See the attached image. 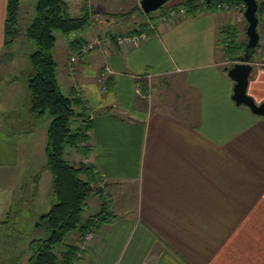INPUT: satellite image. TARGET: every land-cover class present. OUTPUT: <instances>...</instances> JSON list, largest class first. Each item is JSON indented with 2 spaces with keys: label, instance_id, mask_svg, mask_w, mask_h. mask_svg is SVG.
<instances>
[{
  "label": "crops",
  "instance_id": "obj_1",
  "mask_svg": "<svg viewBox=\"0 0 264 264\" xmlns=\"http://www.w3.org/2000/svg\"><path fill=\"white\" fill-rule=\"evenodd\" d=\"M5 1L0 0L1 75L26 60L7 55L3 46ZM183 1L146 17L137 12L139 1L122 11L111 0H65L70 16L86 6L90 22L57 41L55 77L62 94L85 106L90 121L85 160L101 178L112 214L71 264H264V120L230 99L225 43L218 40L222 28L233 32L224 5L205 10L192 5L183 17L160 20ZM130 11L137 13L126 21L106 16ZM142 24L147 37L137 45L112 44L67 61L94 38L124 35ZM258 41L246 86L255 104L264 102V25ZM104 68L110 73L101 91L96 77ZM36 133H22V158L20 141L0 129V199L12 205L27 201L38 218L45 170L42 164L37 172L39 163L33 162L38 151L29 140ZM13 172L32 174L31 180L13 178ZM5 211L1 227L18 233L11 227V208ZM16 248L0 242V264H27L28 241L21 251Z\"/></svg>",
  "mask_w": 264,
  "mask_h": 264
},
{
  "label": "trees",
  "instance_id": "obj_2",
  "mask_svg": "<svg viewBox=\"0 0 264 264\" xmlns=\"http://www.w3.org/2000/svg\"><path fill=\"white\" fill-rule=\"evenodd\" d=\"M192 5L196 9L205 10L219 5L242 6V2L210 0L206 4L205 0H185L177 7L188 9ZM256 5L257 23L261 22L264 25V0ZM18 7L19 0L5 1L3 46L6 48L13 44L20 33ZM87 10L85 6L79 15L70 16L65 0H35L34 16L21 33L31 47L27 54L31 68V74L26 78L28 112L36 119L43 115L50 118L45 130L44 156L45 169L50 174L51 194L54 198V203L45 213L39 215L37 222L34 223V232L41 233L43 238L45 233L46 237L32 240L27 264H71L76 259V247L80 239L87 232L94 233L105 220L112 217L108 212L107 199L102 194L101 178L89 164L83 162L90 151L87 144L90 121L85 115V106L78 97L61 93L55 77L56 64L52 57V49L57 43L54 32L67 36L81 31L90 22ZM137 12L144 15L139 8ZM137 12L106 16L109 19L126 21ZM144 16H149V13ZM144 29L145 26L142 24L126 34H138ZM219 33L221 35L218 39L219 44L227 41L222 50L223 57L231 61L232 65L238 61V53L243 52L244 45L237 46L234 42V32L227 28H222ZM71 43L74 45L73 41ZM227 70L228 68L224 71ZM65 149H71L82 159L75 165L69 163L63 158ZM90 195L96 199L97 209L83 217V207ZM70 233L75 234V240L64 242Z\"/></svg>",
  "mask_w": 264,
  "mask_h": 264
},
{
  "label": "rangeland",
  "instance_id": "obj_3",
  "mask_svg": "<svg viewBox=\"0 0 264 264\" xmlns=\"http://www.w3.org/2000/svg\"><path fill=\"white\" fill-rule=\"evenodd\" d=\"M138 1L139 0H111V2L115 4L113 8L117 6V9L119 8L122 11H127L131 3H133V8H135ZM174 1L175 0H170L166 2L162 7H160L156 11L149 13L148 17L159 14L160 12H162L165 6H167L168 4ZM260 2L261 0H255V3H260ZM33 7H34V0H20V9H19L20 18L18 19V27H19L20 33L18 37L14 40L13 44L8 48V51H6V54L9 56H15V55L24 56L26 60L25 59L21 60L23 61V63H20L18 65V68L12 71L13 73H8L6 75L0 74V129L8 133H13L12 134L13 137L16 140L20 141L19 148H20V154L22 158L24 157L23 150L26 149V145L22 144V141H24V138H25L22 135V133L27 132L29 129L37 130V133L35 134V137H34L35 139L29 140V143H31L34 149L38 151V154H35L34 156L33 162L39 163L38 167L43 164V168L45 170V181L43 178L42 183H40L41 185L40 190L38 189L39 195L42 196V198H44L45 196V200L41 201L42 198L40 200V204L43 203L42 204L43 208L38 210L39 211L38 215H40L42 213H45L47 209L50 207V205L54 203V198L51 194L50 174L45 169V156L44 154H41V151H40L41 147L45 148V144H46L45 143L46 137H45V134L42 135V129L46 130L49 124L50 118L47 115H43L36 119L32 114L28 112L29 105H28V92L26 88V78H27L26 76L29 74L28 70H31V68L27 61V54L29 53L31 47L29 45L30 43L22 37L21 33L34 16ZM223 8L225 9V11L227 10L226 17L228 21L227 19H225L226 22L228 23L230 22L232 25L231 28L233 29V32H234L233 34L235 36L234 42L237 46L240 47L244 45L246 42V36H245L246 23L242 16L244 6L243 4L242 6H239V5L225 6L224 5ZM140 15L144 16L145 14L144 15L140 14ZM261 29H263L262 23L261 22L257 23L256 32L258 35L259 33H261ZM54 36L56 37L57 41L65 37V35H62L59 32H54ZM260 45L261 43L258 41V45L254 49V53L259 50ZM224 46L223 45L221 46L222 50L224 49ZM241 54H242V51L238 53V58L240 57ZM70 57L71 55H69V58ZM53 60L56 63L55 58H53ZM227 61H228L227 63H225L224 61V64H223L226 67L225 69L229 68V66H231V63H232L229 60ZM237 62L238 61H236V63ZM30 74H31V71H30ZM60 91L63 92L62 87L60 88ZM41 140H43L42 144H41ZM89 154L90 153H88V155ZM63 158L67 159L68 162L73 165H75L79 161V159H82L81 156L75 155L71 149H65ZM85 159L83 160V162L88 164L85 161ZM39 171H40V167L37 172ZM14 173L15 172H13V174ZM31 175L32 174H28V173L21 175L20 172H17L14 174L13 178L22 177L23 182H26V181L29 182L31 180ZM37 175H40V174H35L34 176H37ZM40 176L43 177V174H41ZM98 184L99 182L97 183V185ZM21 193H23V191H21ZM26 194H27V191H26ZM4 195L6 194L4 193ZM92 197H93L92 195L88 197L86 201V205L83 207V211H82L83 217L88 216L89 214H92L93 212H95L94 207L97 205V201L95 198H92ZM0 203H3L2 206L0 207V220L2 219L1 221L5 222L4 221V216L6 212L5 210H9L7 212H10V208H11V211L13 212V216L15 217V220L13 224L11 225V227H13L16 231H19L18 233H11L10 231L2 228L0 225V242H5L7 245H10L11 243L12 246L14 245L17 247L16 250L19 252L21 250H18V248L21 246L24 247L27 241L30 246V243L32 242V240L44 239L46 237L45 233H44V238H43L41 233L34 232L35 230L33 226H34V223L37 222V217L33 216V213L36 214L35 212L36 209L33 207L31 203L29 204V202L27 201H19L15 204V201H13V204L15 205H12V203H10V200L4 196L3 198L0 199ZM6 205H12V206L9 208V207H6ZM39 208H41V206H39ZM1 211H3V213ZM3 226L6 227L8 225L4 223ZM73 237H75V234H71V233L68 234L66 238L64 239V242L72 241ZM92 239L94 240L95 238H92ZM29 255H30V250H29ZM17 257L20 258L19 255Z\"/></svg>",
  "mask_w": 264,
  "mask_h": 264
},
{
  "label": "water",
  "instance_id": "obj_4",
  "mask_svg": "<svg viewBox=\"0 0 264 264\" xmlns=\"http://www.w3.org/2000/svg\"><path fill=\"white\" fill-rule=\"evenodd\" d=\"M168 1L170 0H139L138 6L143 14H148L156 11ZM209 1L205 0V3L208 4ZM241 2L244 6L242 16L246 23V42L238 62L232 64L226 71V77L233 83L230 99L234 105L245 107L251 114L264 120V102L255 104L246 94V86L252 69L250 60L258 45L257 18L255 16L257 5L255 0H241Z\"/></svg>",
  "mask_w": 264,
  "mask_h": 264
},
{
  "label": "built area",
  "instance_id": "obj_5",
  "mask_svg": "<svg viewBox=\"0 0 264 264\" xmlns=\"http://www.w3.org/2000/svg\"><path fill=\"white\" fill-rule=\"evenodd\" d=\"M85 3H89L91 0H84ZM185 10L181 7L179 8H171L167 10L161 17V21H165L166 19H177L180 17H183L185 14ZM148 30H153V25H148ZM154 31V30H153ZM147 37L146 32H139L138 34L134 35H119V36H113V37H101V38H94L93 40L85 43L84 45L80 46L79 49L73 54H71V57L69 58V63H74L76 61L77 56L85 55L88 52L100 49L102 47H108L112 44H115V46L119 48H128L133 45H137L141 42H143ZM109 70L107 68H104L101 72L97 74L96 77V84L98 85L99 89L101 91L105 90V80L106 76L109 74ZM86 161V160H85ZM94 238V233L92 231L87 232L79 241L76 249V259H80L82 257V253L84 250L89 246L90 242Z\"/></svg>",
  "mask_w": 264,
  "mask_h": 264
}]
</instances>
